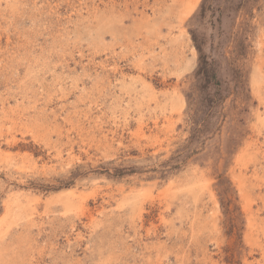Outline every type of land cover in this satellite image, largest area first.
<instances>
[{"label":"rangeland","instance_id":"1","mask_svg":"<svg viewBox=\"0 0 264 264\" xmlns=\"http://www.w3.org/2000/svg\"><path fill=\"white\" fill-rule=\"evenodd\" d=\"M0 264H264V0H0Z\"/></svg>","mask_w":264,"mask_h":264},{"label":"bare ground","instance_id":"2","mask_svg":"<svg viewBox=\"0 0 264 264\" xmlns=\"http://www.w3.org/2000/svg\"><path fill=\"white\" fill-rule=\"evenodd\" d=\"M143 189V187H141L139 190H142ZM142 194H144V193H142ZM142 197V196H141ZM144 197V196H143Z\"/></svg>","mask_w":264,"mask_h":264}]
</instances>
